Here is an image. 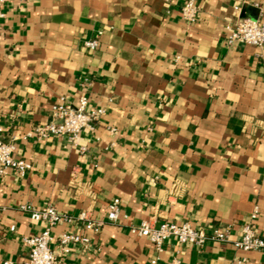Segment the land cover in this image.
I'll list each match as a JSON object with an SVG mask.
<instances>
[{
    "label": "crops",
    "instance_id": "obj_1",
    "mask_svg": "<svg viewBox=\"0 0 264 264\" xmlns=\"http://www.w3.org/2000/svg\"><path fill=\"white\" fill-rule=\"evenodd\" d=\"M12 0L0 18V126L32 163L0 178V264L28 258L23 237L45 226L21 205H53L104 221L53 228L63 264H264V250L234 240L253 220L264 238V47L226 39L238 19L264 15V0ZM99 37L91 50L86 41ZM105 115L72 142L21 135L51 119L62 97ZM115 128L112 135L109 128ZM120 199L118 222L109 203ZM148 220L229 228L232 242L203 248L166 241L158 251L131 231ZM15 227L11 230V227ZM65 231L87 235L61 253Z\"/></svg>",
    "mask_w": 264,
    "mask_h": 264
},
{
    "label": "built area",
    "instance_id": "obj_2",
    "mask_svg": "<svg viewBox=\"0 0 264 264\" xmlns=\"http://www.w3.org/2000/svg\"><path fill=\"white\" fill-rule=\"evenodd\" d=\"M12 0H0V18L6 17L3 10L8 2ZM23 1V0H17ZM183 18L188 23H193L199 15V5L197 0H185L181 7ZM230 45L236 43L251 44L264 47V15L258 17H247L236 20L231 26L226 39ZM99 37L86 41V46L95 50L99 47ZM264 69V57L262 59ZM106 110L103 107H89L88 97L82 96L77 102L66 100L62 97L52 112L51 119L44 124H37L31 129L25 131L21 138L36 139L38 141L46 140L52 136H63L75 142L84 130L94 131L96 125L105 115ZM112 135L116 134L115 128H109ZM17 146L15 139H7L4 128L0 126V178L8 173H13L18 177H24L33 167L29 161L17 157ZM23 210L29 212L32 219L41 221L45 224L44 228L37 234L23 237L24 243L29 248L28 258L20 264H63V261L57 253L54 252L51 244L54 240L52 230L54 227L63 224H73L82 222L87 231L98 232L104 226V221L90 219L86 213H81L74 217L67 213L59 212L53 205L35 206L32 204L21 205ZM108 221L116 223L120 219L121 201L116 198L109 203ZM257 213L251 216V222L245 223L241 230V236L234 240L236 247L244 251H262L264 250V238L259 236L253 228V220ZM15 227H11L14 230ZM132 233L147 237L161 251L162 245L174 239L182 244H192L203 248L208 242L215 241L220 243L232 242L231 230L229 228L193 226L190 222L177 224L165 221L160 225H155L151 221L144 220L137 226L131 227ZM61 253H68L70 246L74 243H80L87 247L90 238L78 232L65 231L58 238ZM157 263V259L152 260ZM246 259L241 258L236 264H245ZM3 264H16L12 260H5ZM174 264H181L179 259H175Z\"/></svg>",
    "mask_w": 264,
    "mask_h": 264
}]
</instances>
